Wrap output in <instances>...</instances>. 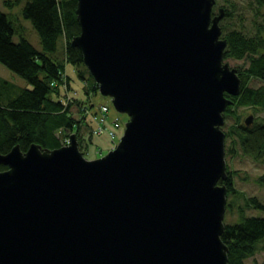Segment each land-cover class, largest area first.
<instances>
[{
  "label": "water",
  "instance_id": "95a60500",
  "mask_svg": "<svg viewBox=\"0 0 264 264\" xmlns=\"http://www.w3.org/2000/svg\"><path fill=\"white\" fill-rule=\"evenodd\" d=\"M214 4L76 0L70 45L129 119L99 158L75 133L0 154V264H228L222 126L241 80Z\"/></svg>",
  "mask_w": 264,
  "mask_h": 264
},
{
  "label": "trees",
  "instance_id": "16d2710c",
  "mask_svg": "<svg viewBox=\"0 0 264 264\" xmlns=\"http://www.w3.org/2000/svg\"><path fill=\"white\" fill-rule=\"evenodd\" d=\"M259 2L264 5V0ZM75 9L76 0H27L22 15L31 22L36 31L41 50L22 36L14 42L15 23L0 11V63L30 84V88L21 89L14 97L0 98V154L7 153L15 145L25 151L33 143L42 148H59L64 138L69 137L74 129L79 143L84 141V135L79 133L81 121L78 122L71 115L70 109L73 103L81 109L86 105L76 100L62 101L50 97L51 93L59 95L60 83L68 88V79L63 75L64 64L48 56V53L56 50L60 36L65 39L64 62L84 65L80 50L70 45L71 39L80 32ZM255 48L256 44L252 40L232 31L228 34L224 58L238 59L245 53H255ZM249 71L264 78V57L254 58ZM89 80L93 90H96L94 79L90 76ZM0 84L7 82L0 78ZM232 99L234 104L228 106L224 114L230 112L233 106L264 107V91L246 90ZM86 124L91 129L90 124ZM233 129L240 137L244 153L255 159L264 156V125L248 127L245 131L237 126ZM87 139L91 141V131ZM83 153L85 155V151ZM5 169V166L0 165V171ZM227 174L228 178L219 183L226 185L227 196L233 194L237 197L232 181L234 172L227 167ZM250 202L264 210V205L256 198H251ZM226 208L228 210L230 205L227 204ZM239 210L242 212L243 208ZM221 239L228 247V264H244L247 258L258 251V246L264 244V217L244 216L240 222L224 223ZM259 264H264V258Z\"/></svg>",
  "mask_w": 264,
  "mask_h": 264
},
{
  "label": "rangeland",
  "instance_id": "374dc122",
  "mask_svg": "<svg viewBox=\"0 0 264 264\" xmlns=\"http://www.w3.org/2000/svg\"><path fill=\"white\" fill-rule=\"evenodd\" d=\"M26 2L27 0H0V11L7 14L15 23L16 32L13 35L14 42H17L19 37L22 36L38 50H41L36 31L31 22L22 15V10ZM218 2L221 5L224 0H218ZM243 6L244 2L242 0H230L229 10L232 15L220 22L225 32L237 30L242 27L245 30L252 29L253 32L254 20H257L262 27L264 26V17L255 18L254 20L250 17H243V13L241 12L244 11ZM261 11L264 12V8H261ZM261 35L264 36V30L261 31ZM64 48L65 39L63 36H60L57 41L56 50L53 53H48V56L54 61L64 64L63 75L68 79V88L60 83L59 95H53L51 93L50 97L62 101L76 100L86 105L84 108L89 111H94L99 104H106L109 107V119L113 120L118 117L120 120V128L116 130L117 137L114 142L106 135H94L91 141H89L87 135L91 129L87 127L80 106L74 103L71 106L70 113L78 122L81 121L79 133L84 135L85 138L80 143L78 141L79 149L82 152L85 151L84 157L86 159H95L103 156L117 145L123 134L125 123L129 118L126 114L116 111L110 97L102 96L98 89L93 90L91 81L89 80L90 75L84 65H72L64 62ZM224 62H227L231 68L235 69L246 68L248 66L247 62L243 64L242 61L232 58H227ZM0 78L7 82V84H0V98L14 97L21 89L30 88V84L25 79L1 63ZM252 84L258 87L262 83L254 80ZM89 105H92V107H89ZM250 115H254L255 122L264 125V107L233 106L230 112L224 114L225 123L222 126V131L225 134V161L229 170L234 172L232 181L238 194L237 197L236 195L230 194L226 198V205H230V208L228 210L226 208L225 210L224 223L240 222L244 216L264 217V210L255 207L250 202L251 198H256L259 203L264 205V180H262L264 176V156L255 159L244 153L241 148L240 137L233 129L234 126L240 127L243 125V120ZM110 124L109 121L108 125ZM91 126L92 124L90 123ZM71 133H76L75 129ZM59 135L62 136L61 133ZM241 207L243 208L242 212L239 210ZM263 258L264 244H260L258 251L252 257L247 258L244 264H259Z\"/></svg>",
  "mask_w": 264,
  "mask_h": 264
},
{
  "label": "flooded vegetation",
  "instance_id": "af4514ba",
  "mask_svg": "<svg viewBox=\"0 0 264 264\" xmlns=\"http://www.w3.org/2000/svg\"><path fill=\"white\" fill-rule=\"evenodd\" d=\"M242 1L244 2V6H243L244 11H241L243 13V15H242L243 17H250L253 20L255 18L264 17V12L261 11V8H264V5H261L259 0H242ZM229 5H230V0H224V2L221 5H219L218 0H215V4L212 7V14L213 15L218 14L219 9L222 8L224 10V16H223L222 20L226 19L227 17L232 15L231 11L229 10ZM253 22H254L253 23V32H252V29L245 30L244 27L237 29V30H231L228 32L227 31L225 32L224 27H223V29L221 28V30H222L221 38L226 39L227 45H228V34L232 31H237L244 38L252 40V42H254V44H256L255 53H253V54L248 52V53H245L241 58H238V59H235L233 57H227L228 59L232 58L235 60H240V61H242L243 64L245 62L248 63V66L246 68L236 69L237 75L241 80V87H240L239 95H241L246 90L251 91V92L264 91V78L256 76L249 71L250 65L254 61V58H256L258 56L264 57V36L261 35V31L264 30V26L262 27L258 23L257 20H254ZM227 45H226V47H227ZM227 58H224L223 61L226 60ZM254 80H257V81L261 82L262 84L259 85L258 87H255L252 84V81H254ZM244 106H249V105H244ZM250 106H252V105H250ZM254 107H259V106L254 105ZM251 116H252V121L250 124L247 125L245 123L246 118L243 120V125L240 126V128L243 129L242 131H245L244 129H247L248 127L250 128L253 126H257V125H263V124H259V123L255 122L254 115H251ZM241 148H242V146H241Z\"/></svg>",
  "mask_w": 264,
  "mask_h": 264
},
{
  "label": "built area",
  "instance_id": "2783aa9c",
  "mask_svg": "<svg viewBox=\"0 0 264 264\" xmlns=\"http://www.w3.org/2000/svg\"><path fill=\"white\" fill-rule=\"evenodd\" d=\"M83 117L92 126V135H106L113 142L117 137L116 130L120 128V120L118 117L113 120L109 119V107L106 104L97 105L94 111L88 109H81ZM110 121V125L108 122ZM69 138L64 139L63 144H68Z\"/></svg>",
  "mask_w": 264,
  "mask_h": 264
}]
</instances>
